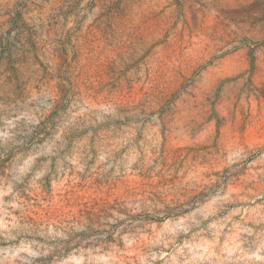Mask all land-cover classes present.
Returning <instances> with one entry per match:
<instances>
[{"label": "rangeland", "instance_id": "374dc122", "mask_svg": "<svg viewBox=\"0 0 264 264\" xmlns=\"http://www.w3.org/2000/svg\"><path fill=\"white\" fill-rule=\"evenodd\" d=\"M0 264H264V0H0Z\"/></svg>", "mask_w": 264, "mask_h": 264}]
</instances>
